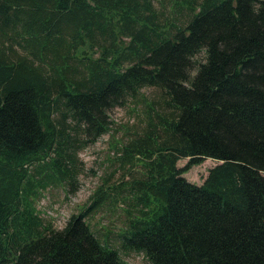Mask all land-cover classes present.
<instances>
[{
    "label": "trees",
    "instance_id": "obj_1",
    "mask_svg": "<svg viewBox=\"0 0 264 264\" xmlns=\"http://www.w3.org/2000/svg\"><path fill=\"white\" fill-rule=\"evenodd\" d=\"M144 86L160 94L113 142L123 175L45 222L37 193L71 185L78 149ZM207 157L203 182L181 175ZM109 202L126 206L117 246L87 220ZM123 248L264 264V0H0V264H120Z\"/></svg>",
    "mask_w": 264,
    "mask_h": 264
},
{
    "label": "rangeland",
    "instance_id": "obj_2",
    "mask_svg": "<svg viewBox=\"0 0 264 264\" xmlns=\"http://www.w3.org/2000/svg\"><path fill=\"white\" fill-rule=\"evenodd\" d=\"M159 92L158 87L144 86L139 91L140 94L143 93L142 96L130 98L124 105L111 107L108 110L109 118L112 119L110 129L106 134L95 139L93 143L83 144L82 148L78 149L74 166L76 174L71 185L63 181L49 183L35 196L34 205L40 212V218L45 222H51L53 227L60 228L72 213L82 211L84 205L90 203L91 194L96 186L102 184V188L107 191L108 183H117L125 169L117 167V159L113 157V142L127 135L126 130L130 129L133 123L141 121L144 101L155 100ZM154 105L157 106L156 103ZM186 160L187 157H182L177 160L176 166H183ZM215 163L216 161L210 157L204 158L184 170L181 175L195 184L203 182L207 170ZM125 207L124 203L114 205L109 202L87 213V220L96 237L101 241H106L110 246L118 245L116 235L118 228L125 221ZM119 257L122 259L120 264H148L140 252L129 251V249H120Z\"/></svg>",
    "mask_w": 264,
    "mask_h": 264
}]
</instances>
